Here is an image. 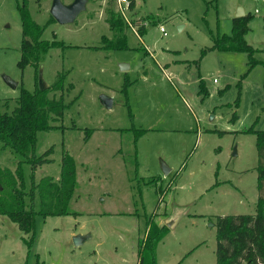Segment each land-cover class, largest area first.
I'll list each match as a JSON object with an SVG mask.
<instances>
[{
	"label": "rangeland",
	"instance_id": "obj_1",
	"mask_svg": "<svg viewBox=\"0 0 264 264\" xmlns=\"http://www.w3.org/2000/svg\"><path fill=\"white\" fill-rule=\"evenodd\" d=\"M22 2L0 0V107L8 99L10 112L20 87L33 92L62 75V89L47 95H63V114L37 132L34 149H51L50 161L22 167L28 190L31 176L59 179L68 153L76 182L72 213L36 214L30 233L0 215V264H137L147 219L168 228L156 264H215L217 216L254 214L264 194L247 131L264 130V0H135L115 14L121 49L103 43L116 36L106 22L107 8L119 12L115 0H88L63 25L49 22L53 0H26L40 40L62 43L41 53L38 68L17 64ZM239 7L251 17L244 39L254 51L211 49L231 35ZM19 158L0 141L1 167L13 171ZM77 234L89 237L75 245Z\"/></svg>",
	"mask_w": 264,
	"mask_h": 264
},
{
	"label": "trees",
	"instance_id": "obj_2",
	"mask_svg": "<svg viewBox=\"0 0 264 264\" xmlns=\"http://www.w3.org/2000/svg\"><path fill=\"white\" fill-rule=\"evenodd\" d=\"M135 0H128V9L132 10ZM22 26L21 55L17 64L23 68L27 63L38 68L41 53L53 46H61L60 42L41 41L43 28L31 20L26 10V0L19 7ZM106 22L114 32L113 40L103 37V43L108 48L121 49L124 23L117 18L112 7L106 10ZM250 15L233 18L232 33L224 35L215 42L211 49L219 48L223 51H244L251 54L254 50L244 39L249 31ZM52 18L49 22H54ZM144 27H139L141 34ZM116 39V40H115ZM117 42L114 45L112 42ZM205 51H203V54ZM61 76L51 85L33 92L20 87L19 95L15 99L16 105L8 112V99H4L0 107V141L4 147H9L18 156L15 170L0 166V215H6L15 222L24 233L34 229L35 215L43 217L66 215L68 205L75 188V163L68 153H63L61 159L60 178L54 180L45 176L37 181L31 176L30 187L25 189L27 182L24 179L23 163L31 165L34 170L37 166L49 162L47 158L51 149L43 155H35L36 135L38 131L51 130L56 126L50 122L63 114L64 103L62 94L59 99L49 98L47 93L51 90L62 89ZM202 91L204 86L200 82ZM256 135V148L258 151L257 186L264 189V130H247ZM145 235L138 241L137 264H156L155 250L159 241L166 235L168 228L159 226L152 220L145 222ZM216 262L215 264H264V194L259 196L254 214L220 215L216 218ZM30 246L32 237L25 240Z\"/></svg>",
	"mask_w": 264,
	"mask_h": 264
},
{
	"label": "water",
	"instance_id": "obj_3",
	"mask_svg": "<svg viewBox=\"0 0 264 264\" xmlns=\"http://www.w3.org/2000/svg\"><path fill=\"white\" fill-rule=\"evenodd\" d=\"M87 1L88 0H73L69 4H64L61 2V0H53L50 8V15L59 24L63 25L72 23L75 21L78 15L85 10ZM241 17H244V11L239 7L234 15V18ZM3 80L12 89H15L18 86V82L11 79L7 75H3ZM42 88H44V86L40 85V89ZM100 101L107 108H110L112 106L113 99L107 95H101ZM161 169L164 174H167L170 171V168H168V166H166L164 163H161ZM88 237V234H77L73 236V242L75 245H79L83 239Z\"/></svg>",
	"mask_w": 264,
	"mask_h": 264
},
{
	"label": "built area",
	"instance_id": "obj_4",
	"mask_svg": "<svg viewBox=\"0 0 264 264\" xmlns=\"http://www.w3.org/2000/svg\"><path fill=\"white\" fill-rule=\"evenodd\" d=\"M117 3H118V10L119 12L118 13H122L124 12V10L126 8H128V0H117ZM160 32L165 36L166 35V32L165 30L161 27L160 28ZM215 81V80H214Z\"/></svg>",
	"mask_w": 264,
	"mask_h": 264
},
{
	"label": "crops",
	"instance_id": "obj_5",
	"mask_svg": "<svg viewBox=\"0 0 264 264\" xmlns=\"http://www.w3.org/2000/svg\"><path fill=\"white\" fill-rule=\"evenodd\" d=\"M116 1V3L115 4H117V9H118V3H117V0H115Z\"/></svg>",
	"mask_w": 264,
	"mask_h": 264
}]
</instances>
